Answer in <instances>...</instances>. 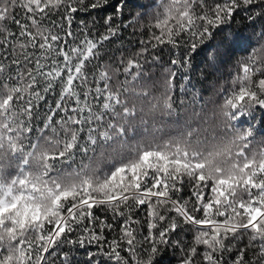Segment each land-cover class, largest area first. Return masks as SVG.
I'll return each mask as SVG.
<instances>
[{
    "label": "snow or ice",
    "instance_id": "snow-or-ice-1",
    "mask_svg": "<svg viewBox=\"0 0 264 264\" xmlns=\"http://www.w3.org/2000/svg\"><path fill=\"white\" fill-rule=\"evenodd\" d=\"M83 5L0 0V264H71L57 249L99 242L112 227L94 208L122 218V234L106 253L117 264H129L121 242L134 264H153L182 226L195 231L182 264H225L234 249L232 264H245L248 248L258 249L252 264H264V118L257 119L264 113V43L238 61L215 110H205L186 77L178 88L190 99L177 105L173 95L178 70L191 68L197 49L238 9L258 6L249 19L264 17V0H159L142 47L116 62H101L104 42L118 31L111 17L99 39L72 31ZM17 8L27 22L13 14ZM58 13L59 21L50 19ZM167 45L187 50L162 65L153 83L146 65L161 59L149 48ZM220 48L208 56L217 71ZM186 185L189 199L178 196ZM140 209L147 235L138 239L133 213ZM85 220H100V234L79 229ZM73 232L77 239H69ZM145 241L146 257L137 252Z\"/></svg>",
    "mask_w": 264,
    "mask_h": 264
},
{
    "label": "trees",
    "instance_id": "trees-1",
    "mask_svg": "<svg viewBox=\"0 0 264 264\" xmlns=\"http://www.w3.org/2000/svg\"><path fill=\"white\" fill-rule=\"evenodd\" d=\"M95 2L96 0H84V5L79 7L78 11L73 14L72 31L78 33L81 39L85 33L92 39H99L101 35L107 32L109 24L106 21L111 17V24L114 27L118 26V31L115 36H111L108 41L104 42L101 62H116L121 55L128 56L139 51L142 47L140 41L142 39L146 40L149 36L148 29L153 22L155 7L159 4V0H107V3H103L99 7H90ZM256 7L253 8L252 12L244 8L238 9L231 21L220 29H217L214 38L206 41L192 55L191 68L187 72L183 68L178 70L177 77L175 78L177 89L173 94L177 105H179V100L182 96L185 100L190 99L189 95L181 93L178 88L180 83H184L186 77L189 81L188 87H191L193 91L199 90L201 93L200 104L207 105L205 110H215V105L221 102V96L217 92L221 85L224 88L231 86V78L236 74L238 61L242 57L250 55L264 43V39L261 37V33L264 32V17H258L254 21L249 19V15L254 13ZM118 9H121V11L118 12ZM23 13V9L17 8L13 14L17 18L24 20ZM60 15L58 13L55 16H51L50 19L59 21ZM24 22L27 21L24 20ZM6 23L9 24L13 31H18V26L14 22ZM228 33L233 35L234 39L232 41L227 39ZM218 44L221 45V48L219 50V70L217 71L208 66V56L216 52ZM186 50V47L183 45L177 49H173L170 45L161 46L155 50L149 48V53L158 55L161 59V64L152 65L149 63L146 65L150 73L149 79L153 83L160 81L162 79V65L169 64L171 59L177 55H182ZM148 58L150 61L151 56L149 55ZM141 62L143 63V60ZM159 90V85L157 84L154 91L158 93ZM54 98V95H50L48 97L49 102ZM261 118H264V113L257 118L258 121ZM244 123L247 126V123ZM257 127H260L259 123H257ZM178 196L183 199H189L191 197L190 188L186 185L183 192L179 193ZM93 212L100 220H104L106 224L112 225L111 228L105 227L103 229L104 239L99 242L93 241L92 243L86 241L84 247L65 244L61 249H57V253L61 259L63 258V253H69L71 264H117L106 253L110 251L109 245L111 241L113 239L119 240L122 234L120 231L122 218L113 219L110 212L100 208H94ZM133 215L140 221V224L134 227L137 229L138 239H141L147 235L146 209L135 211ZM169 215L175 216L176 214L169 213ZM100 220L92 222L85 220L82 225L77 227L79 229L88 227L96 234H100ZM167 223L165 221L162 227H166ZM78 235V232H73L69 234V239H77ZM194 235L195 231L191 226H182L176 232L170 233L169 244L159 246V251L155 256L153 264H182L185 256L182 248L192 245ZM176 241H179V244ZM243 243H247V238L244 239ZM126 247V244L121 242V247L118 250L121 252L122 257L129 261V264H134L132 257L126 251ZM149 247L150 243L145 241L141 247L137 248V252L146 257L147 253L144 250ZM238 247H243V244ZM257 252V248H248L245 252V264H252L256 260ZM237 255L236 249L232 252H226L223 257L225 264H232ZM57 264H59V261H57ZM196 264H201V261L197 259ZM256 264H259V261Z\"/></svg>",
    "mask_w": 264,
    "mask_h": 264
},
{
    "label": "clouds",
    "instance_id": "clouds-1",
    "mask_svg": "<svg viewBox=\"0 0 264 264\" xmlns=\"http://www.w3.org/2000/svg\"><path fill=\"white\" fill-rule=\"evenodd\" d=\"M190 111H191V110H189L188 112H185V114H184L185 119H187V118L189 117V115H190ZM209 111H212V110H209ZM209 111H208V112H209ZM216 123H217V121H211V120L209 121V124L212 125V126H215Z\"/></svg>",
    "mask_w": 264,
    "mask_h": 264
}]
</instances>
